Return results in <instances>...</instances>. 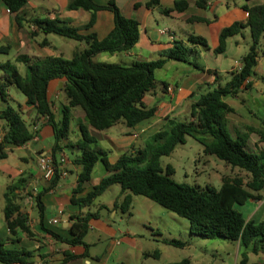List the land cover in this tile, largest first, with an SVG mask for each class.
Segmentation results:
<instances>
[{
    "label": "trees",
    "instance_id": "16d2710c",
    "mask_svg": "<svg viewBox=\"0 0 264 264\" xmlns=\"http://www.w3.org/2000/svg\"><path fill=\"white\" fill-rule=\"evenodd\" d=\"M14 21L21 26L27 21L44 33H55L64 37L83 41L85 47L75 50L68 59L61 56H49L36 60L29 68L27 77H23L10 61L0 64V99L6 100V88L13 84L25 96L26 102L35 108L36 116H43L51 127L53 142L50 146V157L54 165V173L46 188L36 193L34 202L38 213V224L42 231L69 245H82L83 256H88V244L83 240L89 221L98 217L95 212H79L74 216L68 228L69 237L61 238L43 222L44 206L40 196L54 186L60 175L56 155L63 147L77 148L80 153L75 161L81 169L77 175L74 192L80 191L84 183L90 180L91 172L97 162L102 163L108 174L92 187L82 198H71L80 208L90 205L109 186L118 184L120 194L116 197L113 208L122 212L128 211L131 195H142L156 202L163 208L184 217L189 222L190 233L205 238L224 237L237 242L239 247L252 245L253 252L262 251L258 241L264 240V219L256 221L246 219L236 206L243 205L248 199H260L259 192L264 188V151H251L246 146V139L254 133L264 144V120L261 126H246L244 134L230 135L227 128L226 115L233 109L223 100L227 95H235L241 87L248 88L245 79L249 77L259 56H264L260 49V38L264 35V0L257 5H244L247 13L245 26L250 33V44L241 59V66L233 71L231 78L223 85L200 93L191 103L189 119L178 121L168 119L161 128L149 136L142 145L132 146L122 152L113 161L108 153L89 135L86 126L97 131H103L114 124L122 122L132 128L139 122L154 115L155 107H146L143 103L145 94L155 85V70L171 59L185 61L189 55L197 52L182 42H174L163 55L150 61H133L128 65L117 63H97L92 58L101 52H120L130 49L138 40L139 24L135 19L123 16L110 0L106 4H97L93 0H69L68 9H85L94 14L98 10H111L113 27L103 38L95 33H81L80 28L59 25L55 20L26 19L20 13L28 0H0ZM148 7L151 3L146 4ZM163 13L170 10L162 8ZM198 19V18H191ZM93 19L83 28H89ZM241 23L234 22L224 27L218 37L214 53L225 50L226 39L239 32ZM190 43L206 45L201 36H190ZM6 51L7 46H0V51ZM23 62L29 60L26 56H18ZM62 80L61 90L67 100L61 107L59 119H55L51 109L52 102L48 98L47 88L51 80ZM166 85V84H164ZM79 107L83 111V122L79 123L80 139L75 143L67 140L70 131V109ZM0 119L4 121L5 130L0 138V160L7 156V146H22L36 135L37 130L28 128L18 109L11 105L0 110ZM185 136H190L202 145L205 154L215 155L231 167H237L248 174L244 181L240 176H223L219 188L206 186L204 188L176 182L171 174L173 168L166 164L162 168L159 159L170 154L178 143H183ZM25 179L17 178L5 187L3 218L10 235L15 236L21 231L28 237L33 233L26 223L27 217L19 211L15 202L16 192L24 188ZM105 206H101L103 208ZM18 242L11 239V242ZM168 244L182 246L183 242L167 239ZM156 254V253H155ZM32 252L23 247H13L0 237V263L25 264ZM75 256L64 253L58 264H64ZM167 264H189L187 258ZM238 264H246V253Z\"/></svg>",
    "mask_w": 264,
    "mask_h": 264
},
{
    "label": "crops",
    "instance_id": "0c3cea01",
    "mask_svg": "<svg viewBox=\"0 0 264 264\" xmlns=\"http://www.w3.org/2000/svg\"><path fill=\"white\" fill-rule=\"evenodd\" d=\"M93 1L97 4H106L110 0ZM112 1L123 16L135 19L139 24V36L136 43L128 50L110 53L112 62L131 63L155 60L160 58L176 41L192 47L197 53L189 55L185 61L169 59L161 68L155 70L154 76L159 71L168 72L170 70V73L160 81V87H157L155 78L154 87L143 97L146 107H155L152 117L139 122L132 128L126 127L122 122H119L122 126L117 129L114 127L118 123L103 131H97L89 125L86 126L88 134L95 137L107 153L113 152L112 156L108 155L111 161L132 146L142 145L149 136L161 128L166 120L189 119L191 103L200 93L216 85L223 86L231 78L232 72L236 70V64H241L244 55H239L237 59L232 54L240 48L249 47L250 44L249 29L244 25L247 13L243 6H254L263 0ZM68 2L69 0H28L20 13L26 19H49L57 21L59 25L78 27L81 33L92 32L98 38H103L112 29L113 13L111 10H98L92 14L91 11L82 8L68 9ZM149 2L151 5L148 7L146 4ZM162 8L170 11L163 13L160 10ZM91 19H93L92 25L89 28H83ZM234 22L242 24L239 32L226 39L225 50L222 53H214L220 31ZM191 35L203 37L206 45L190 43L188 38ZM56 39L60 42L64 41L56 38L52 33L40 31L27 21H24L21 26L17 25L13 14L0 1V46H7V50L2 49L1 52L6 55L3 57L6 61H12L18 72L19 66L25 67L23 77L28 76L30 66L39 60L49 56H61L66 59L72 56L75 50L68 52L69 48L65 43L55 45ZM84 47L85 43L81 48ZM260 49H264V35L260 38ZM18 56H26L29 60L26 62L17 60ZM101 57L104 58V56ZM244 82L249 83L248 88L241 87L237 94L223 98L233 109L226 115L227 128L232 136L244 134L246 126H261L264 120V56L257 58L252 74ZM62 84V80L54 79L49 82L47 88L55 119L60 118L61 107L67 103L61 90ZM166 87H171L172 90L169 91ZM7 90L8 87L6 88V100L0 99V110L11 105L9 98L14 101ZM17 104L23 119L26 118L25 123L28 128L32 130V126L37 125V133L34 139L22 146H7V156L0 160V173L5 176V182L0 183V199L4 205L5 187L11 181L20 177L26 180L24 188L15 192L23 193L24 190H30L33 194L31 201L24 204L16 203L19 204V211L27 217L26 223L33 236L28 237L19 230L15 236L10 235L4 221L0 224V237L13 247H23L32 252L31 257L25 263L58 264L67 252L75 257L64 264H128L136 238L135 233L130 229L123 230L114 222L119 208H113V204L120 194V186L118 184L109 186L86 207L80 208L77 203L71 201V198L84 197L101 178L108 174L102 163L97 162L92 169L90 180L83 184L80 191L74 192L77 175L81 169L75 161L80 153L76 147H68V151L63 147L62 151L56 155L61 172L57 183L40 196L44 206L42 222L61 238H66L69 237L68 228L74 216L81 211L95 212L98 210V217L89 221L88 230L83 237L88 244V256H83L84 247L82 245H69L40 229L33 196L46 188L51 178L42 177L38 159L41 155L50 157L53 135L45 118L36 116L35 108L26 102V98L23 104ZM78 108L70 109L69 134L72 132V124L73 129L79 132V123L83 122V111ZM4 130V121L0 119V138ZM79 139L80 137L75 133L72 138L68 137L64 142L75 143ZM102 141L106 142L108 147H105ZM246 146L251 151H264V144L254 133L247 136ZM62 157L64 160L60 162ZM100 198L102 200H99ZM101 206L105 207L101 208ZM53 219H56L55 223H52ZM17 238L18 242H11V239Z\"/></svg>",
    "mask_w": 264,
    "mask_h": 264
},
{
    "label": "rangeland",
    "instance_id": "374dc122",
    "mask_svg": "<svg viewBox=\"0 0 264 264\" xmlns=\"http://www.w3.org/2000/svg\"><path fill=\"white\" fill-rule=\"evenodd\" d=\"M52 34L56 38L64 40L60 42L59 39H56L55 45H59V43L67 44L68 52L76 49L80 50L84 45L83 42L55 33ZM247 50L248 47L245 46L244 49L240 48L232 55L238 59L239 55L242 56ZM4 56L6 55L0 51V64L6 61L3 58ZM101 56H104V58ZM92 61L107 64L114 63L111 54L107 52L96 54L93 56ZM116 63L120 65L130 64L129 62ZM18 70L23 75L25 67L19 66ZM169 73L170 70L156 73L157 87H160V81ZM7 92L14 99L13 101L9 98L10 104L18 109L19 105L17 103H24V94L13 84L8 86ZM119 126H122V124L118 123L114 128L117 129ZM71 131L68 137L72 138L75 133L80 137L78 130L73 129V124ZM102 143L105 147H108L105 144L106 142L102 141ZM65 148L68 151V147ZM202 148V145L195 139L185 136L183 143H178L170 154L161 156L159 162L162 168L166 164L171 165L173 168L171 177L176 182L194 187L204 188L209 185L217 189L221 185V177L223 176H240L244 181L248 179V174L245 171L237 167H231L215 155L205 154ZM67 153L70 155L69 152ZM112 153L109 151L108 155L112 156ZM14 181H11V183ZM3 182H5V176L0 173V183L3 184ZM32 195L30 190H24L23 193L16 192L15 202L19 204L29 203ZM259 195L260 199H248L243 205L236 206L246 219L252 218L256 221L264 219V188L259 192ZM3 206V201L0 199V224L4 223ZM114 220L121 229H130L135 233L136 242L134 248H132V256L128 260V264H167L178 262L183 258H187L189 264H238L242 258V252L246 253V264H264V252H253L251 250L252 245L239 247L237 242L221 236L205 238L190 233L189 222L186 218L176 215L142 195H131L128 211L122 212L118 209ZM167 239L179 240L183 242V245L168 244ZM257 243L259 247H264V240Z\"/></svg>",
    "mask_w": 264,
    "mask_h": 264
},
{
    "label": "built area",
    "instance_id": "2783aa9c",
    "mask_svg": "<svg viewBox=\"0 0 264 264\" xmlns=\"http://www.w3.org/2000/svg\"><path fill=\"white\" fill-rule=\"evenodd\" d=\"M240 66H241L240 63L236 64V70H238L240 68ZM166 89L169 90V91L172 90L171 87H166ZM32 130L36 131L37 130V125H33L32 126ZM34 138H35V136L32 139H34ZM63 160H64L63 157L60 158V162H62ZM38 164H39V167H40L41 172H42V177L45 178V179H50L53 176V173H54V165L52 163L51 157H49L47 155L39 156ZM55 222H56V219H53L52 223H55ZM25 264H33V263H25Z\"/></svg>",
    "mask_w": 264,
    "mask_h": 264
}]
</instances>
